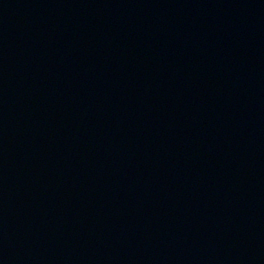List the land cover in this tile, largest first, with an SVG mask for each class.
I'll return each mask as SVG.
<instances>
[{"label":"water","instance_id":"obj_1","mask_svg":"<svg viewBox=\"0 0 264 264\" xmlns=\"http://www.w3.org/2000/svg\"><path fill=\"white\" fill-rule=\"evenodd\" d=\"M0 264H264V0H0Z\"/></svg>","mask_w":264,"mask_h":264}]
</instances>
